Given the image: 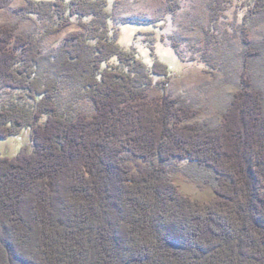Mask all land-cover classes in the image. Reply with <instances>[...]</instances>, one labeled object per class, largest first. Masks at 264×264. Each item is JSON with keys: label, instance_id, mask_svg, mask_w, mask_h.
Returning <instances> with one entry per match:
<instances>
[{"label": "trees", "instance_id": "trees-1", "mask_svg": "<svg viewBox=\"0 0 264 264\" xmlns=\"http://www.w3.org/2000/svg\"><path fill=\"white\" fill-rule=\"evenodd\" d=\"M106 1L26 0L15 14L46 21L39 36L0 25V99L19 94L0 105V139L29 135L0 156V264H264V37L242 38L230 104L218 124L200 122L168 94L169 67L152 47L147 66L118 44ZM231 3L211 0V24ZM241 9L247 37L264 24V0ZM73 18L88 19L82 32L44 59L43 36ZM65 81L89 117L60 112ZM181 163L212 173L210 202L178 194Z\"/></svg>", "mask_w": 264, "mask_h": 264}, {"label": "rangeland", "instance_id": "rangeland-1", "mask_svg": "<svg viewBox=\"0 0 264 264\" xmlns=\"http://www.w3.org/2000/svg\"><path fill=\"white\" fill-rule=\"evenodd\" d=\"M242 1L232 0L216 25L211 24V0H107L106 10L110 28L118 34V44L125 51L135 52L147 66L152 64V47L157 58L169 67L168 94L184 98L197 111L198 121L216 125L230 104L242 72V38L256 42L264 37V24L251 28L244 37L240 29ZM25 4L26 0H12L6 9H0V25H14L23 34L42 35L46 21L35 17L30 21L19 19L15 14ZM87 21L73 18L72 24L60 32L44 35L41 41L44 59L54 58L65 39L81 33L80 23ZM110 64L117 66L114 60ZM159 79L154 77V82ZM18 95L4 91L0 105L18 100ZM150 95H158L156 86ZM57 103L60 112L67 116L92 114L90 102L81 97L78 86L70 81L61 84ZM28 142L25 130L18 136L0 139V156L16 155ZM179 169L170 178L178 194L210 202L215 185L212 173L187 163L179 164Z\"/></svg>", "mask_w": 264, "mask_h": 264}]
</instances>
